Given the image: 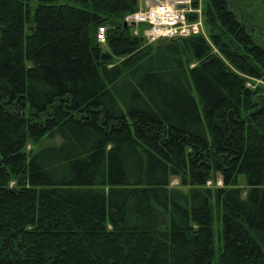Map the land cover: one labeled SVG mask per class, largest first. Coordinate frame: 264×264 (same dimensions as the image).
Segmentation results:
<instances>
[{
	"label": "trees",
	"instance_id": "16d2710c",
	"mask_svg": "<svg viewBox=\"0 0 264 264\" xmlns=\"http://www.w3.org/2000/svg\"><path fill=\"white\" fill-rule=\"evenodd\" d=\"M137 10L0 0V264H264V0H203L210 44Z\"/></svg>",
	"mask_w": 264,
	"mask_h": 264
},
{
	"label": "built area",
	"instance_id": "2783aa9c",
	"mask_svg": "<svg viewBox=\"0 0 264 264\" xmlns=\"http://www.w3.org/2000/svg\"><path fill=\"white\" fill-rule=\"evenodd\" d=\"M125 21L135 23L136 27L143 26L147 44L190 36H201L210 44L203 25L201 0H146L145 7L128 15ZM96 40L99 45L106 44L105 27L97 28ZM215 186H222L219 178Z\"/></svg>",
	"mask_w": 264,
	"mask_h": 264
},
{
	"label": "rangeland",
	"instance_id": "374dc122",
	"mask_svg": "<svg viewBox=\"0 0 264 264\" xmlns=\"http://www.w3.org/2000/svg\"><path fill=\"white\" fill-rule=\"evenodd\" d=\"M61 3L63 2V0H59ZM139 1V3L141 4V5H143V0H138ZM202 4H203V0H201V10H202ZM202 20H203V18H202ZM203 25H204V23H203ZM138 27V26H137ZM137 27H136V30H137ZM204 29H205V27H204ZM136 30H134L133 32H134V34H137V31ZM205 31H206V29H205ZM159 42H161V41H159ZM256 83H261L260 81H256ZM247 86H251L249 83L247 84ZM61 141H60V139L59 138H55V139H53V141H51V143H54V144H59ZM46 143H49V142H46ZM27 150H29V146L27 147ZM243 179V178H242ZM242 179H240V186L242 187V188H244V190H246L245 189V183H244V181L242 180ZM212 184V183H211ZM171 185L172 186H177L178 185V180L176 179V178H172V180H171ZM209 186H211V185H209ZM245 193H246V191H244L243 192V196L245 195ZM216 231V230H215ZM218 246L216 245V248H217Z\"/></svg>",
	"mask_w": 264,
	"mask_h": 264
},
{
	"label": "water",
	"instance_id": "95a60500",
	"mask_svg": "<svg viewBox=\"0 0 264 264\" xmlns=\"http://www.w3.org/2000/svg\"><path fill=\"white\" fill-rule=\"evenodd\" d=\"M128 26H131V27H136V24L135 23H130V24H128V23H126V21H125V23H124V27L125 28H127Z\"/></svg>",
	"mask_w": 264,
	"mask_h": 264
},
{
	"label": "crops",
	"instance_id": "0c3cea01",
	"mask_svg": "<svg viewBox=\"0 0 264 264\" xmlns=\"http://www.w3.org/2000/svg\"><path fill=\"white\" fill-rule=\"evenodd\" d=\"M143 5H141L140 3H139V1H138V9L141 7V8H143V7H145V4H146V0H143Z\"/></svg>",
	"mask_w": 264,
	"mask_h": 264
}]
</instances>
